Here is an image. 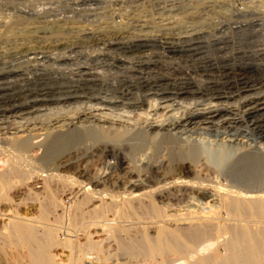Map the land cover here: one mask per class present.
<instances>
[{"label":"rangeland","instance_id":"1","mask_svg":"<svg viewBox=\"0 0 264 264\" xmlns=\"http://www.w3.org/2000/svg\"><path fill=\"white\" fill-rule=\"evenodd\" d=\"M48 1L35 0L33 7L20 1L18 4L21 7L18 5L15 10L7 7L12 11V13L6 11L8 16L0 12V40L3 39L0 41V55L17 53L16 58L8 59L4 64H0V162L5 164H0V174L6 173L9 184L8 199L0 205V264H29L26 251L17 246L11 231L12 223L18 220H23L25 223L29 220L28 224L36 230L38 235H42L44 228H51L57 232L59 239L68 238V234L72 240L78 241L80 244L86 242L84 238L86 231L94 234L90 228L91 225H89L92 219H86L83 224L78 223L79 225L73 222L74 203L80 201L82 197L75 196L71 199L72 201L68 202L66 201L68 196L65 194L70 189V181L76 182L78 179V181L86 183V180L92 179L105 158L102 154L96 153L95 139L91 134H81L69 143H53L52 140L56 135L49 134L52 131L56 133L57 130L67 131L74 128L84 132L95 129L97 123L91 118V115H94L91 108L96 104L95 99L98 95L105 97L107 94L111 97L112 89L118 88L117 91H121L131 86V84H122L121 81H134L136 87L147 86L145 90L151 91L149 94L159 92V96L154 98L156 100L164 98L161 96L162 93L168 94L165 97H171L183 89L201 92L187 97V103H195V105L208 104L211 100L216 104L218 102L215 101V98L218 96L228 97L225 94L230 95V93L236 97L234 101L230 102L235 104L228 106L233 110V113L228 114L230 116L224 117L223 120L233 119L235 116L244 117L245 124L240 128L242 131L239 129L238 132L243 137L234 141L235 139L224 135L227 131L222 128H212L209 132L196 129L191 133H185L182 136L184 142L189 144L193 142L199 155L193 160L194 162L183 161L174 158L175 155H171V158H174L170 171L172 179H181L196 185L203 182L202 186L206 187L207 185V187L216 189L227 185L235 190L238 185L235 181L238 177L226 175L224 171H221L220 166L233 161L241 150H248L250 145H254L253 129L259 127L264 130V105L258 107L260 111L252 116H246L248 108H245L246 96H252L250 97L252 99L254 97L257 105L264 102V24L260 17V20L258 17H255L257 20L234 17L235 20L229 24L223 22L225 25L223 29L215 30L213 28L217 25L215 23L222 15L223 18L225 17L222 14L221 1L218 0L219 2L216 3L213 0H198L195 4L200 6L197 13L193 15V23L197 26L199 23L198 29L201 30L199 33L197 32L199 37L190 38L188 36H192V33L171 32L164 34L162 31H155L153 28H155L158 19L151 13H142L143 2L141 0H80L77 7L63 6L66 11L62 10V7V9H56V7L47 5ZM143 1L146 7L152 2L151 0ZM246 2L248 15L251 12L264 13V0L252 2L248 0ZM212 3L216 7L209 9L207 5ZM2 4L0 1L2 6L0 10L5 7ZM32 9L35 10L34 15ZM48 9H54L55 12L48 15L45 11ZM259 10L260 12H258ZM228 11V14L235 15L230 8ZM219 21L221 22V19ZM210 22L214 23L207 26V24H211ZM233 23L237 26L234 27ZM20 28L29 29L28 31L31 32L29 39L32 35L34 36L30 40L22 38L20 34L14 37L15 32H18ZM56 28L62 32L61 38L51 36V30ZM125 35L130 37L131 42L118 41L121 36ZM143 35L147 37L161 36L162 38L165 35L174 36L187 42L183 41L184 44L180 42L173 49L169 45L152 42L148 43L147 47L137 46L134 39ZM102 44L103 46H101ZM63 46L66 52L61 49ZM188 84L193 85L189 87ZM250 86L253 91L247 95L242 94ZM139 97L147 100L153 98L154 95L148 97V93H141ZM60 126L62 127L58 129ZM257 131L254 130V133ZM234 133L235 131L228 135H234ZM217 134L218 136H216ZM12 140L19 141V143L30 142L27 144L28 149L20 148L17 142H12ZM239 144L242 146L240 147ZM168 147L170 148L172 145L168 144ZM258 147L264 150V140ZM177 152L179 153L178 150H174V153ZM160 155L163 156L162 153ZM261 158L263 161H260V165L250 167L248 174L243 171L245 172L243 176L246 175L245 179L251 181L256 179L258 183L264 184V151ZM184 163H187V166ZM9 169L11 172L8 171ZM78 172L85 173L86 177L79 179ZM54 175L55 177H50ZM259 187H264V185ZM54 199L57 202L64 199L66 210L60 206L55 211L52 205ZM191 203L193 202L187 198L176 202L171 214L181 216L196 210L195 207L190 208ZM184 223L185 221H179L172 228L186 230L189 225ZM255 223L248 221L241 224H249L251 227L260 225ZM131 228L127 233H122L123 237L121 234V236L118 235L117 238L120 239L105 241L103 253L107 258L106 264H181L185 262L190 264L198 257H207L214 251H218L221 256L227 254L225 245L229 239L228 234V236L226 234L208 236L191 253L185 251L179 254L165 253L153 258L139 252L122 253L120 250L118 251L119 241L140 240L142 231ZM152 234L149 232V235ZM59 253L56 257L58 262H56L58 264L61 261L66 263L69 253ZM87 257L93 258V260H85L84 264H91L90 261H93L92 264H101V261L94 259L95 255Z\"/></svg>","mask_w":264,"mask_h":264},{"label":"bare ground","instance_id":"2","mask_svg":"<svg viewBox=\"0 0 264 264\" xmlns=\"http://www.w3.org/2000/svg\"><path fill=\"white\" fill-rule=\"evenodd\" d=\"M0 1L3 3V6L9 7L11 9H16L20 1L25 2L27 6L30 7H33L35 2V0ZM141 1L143 2L141 9L142 13H151L152 15H154V17L156 16V19H158L159 21L162 20V18H160L162 17V14L170 20L172 17L178 18V28L176 27L173 30H167L165 33H192L193 35L188 37L195 38L196 36L197 38L198 33L201 29H198V27L200 26L199 23L198 26L193 23V15L194 13L196 14L199 10L198 7L200 5L197 6L198 4H195V2L198 0H193L190 4L181 3L178 5H174V3H171L170 5L172 6L167 5L168 7L166 6L164 8L156 5L155 0H151L152 2L149 3L148 7L145 6L143 0ZM213 1H216L217 3L218 0ZM79 2L80 0H49L47 5L56 7V9H60L61 7L63 8V6L67 7L69 5L73 6L74 8L79 6ZM226 2H220L223 11H225V9L232 4L236 3V5L243 7V10L245 11L244 14L248 15V8L246 6L247 2L245 0H237L236 2L231 4L229 1ZM250 2L252 1L250 0ZM207 7H209V9H213L214 7H216V5L212 3L210 5H207ZM145 9L146 11H144ZM62 10L66 11L65 8H63ZM260 10L258 12H260ZM31 11L34 15L35 10L32 9ZM45 11L48 15H52V13L55 12L54 9H48ZM217 16L218 15H216V17ZM224 16L226 15L224 14ZM249 16L258 17V19L260 17V19L264 21V13L258 14L251 12ZM157 26H155V28L153 29L159 32L160 27ZM207 26H211V24H207ZM210 28L213 29L212 27ZM58 29L56 28L51 30L52 37L61 38L62 32H60ZM20 30L18 32H15L16 34L14 35V37H17L20 34L22 38L24 37L29 39V36L31 35V32L28 31L29 29L20 28ZM40 32H42V30H40ZM163 40L169 41L168 44H165L171 46L172 49L174 47L176 48L180 42L184 41V39H182L181 41L180 38H175L174 36L168 37L166 35L163 38L161 36L147 37L143 35L134 39L135 43H137L136 45L142 47H147V44L151 42L163 44ZM118 41L131 42L130 37L128 38L126 37V35L121 36ZM64 46L61 47V49L64 50ZM101 46H103V44ZM12 52L14 53V51ZM16 57L17 53H14L12 55L1 54L0 64H4L6 60ZM121 82L122 84H131V86H126L127 88H125L124 90L120 89L121 91H117L118 88H115L116 90L112 89L110 91L112 92L111 97H109L107 94L105 95V97H101L100 95H98L97 98L95 97L96 104L91 108L93 110L92 112H94V115L92 114L91 118H93L97 123L95 129H92V131L90 132H84L83 130H78L76 128L71 130L68 129L67 131H63L61 129L62 131L57 130L56 133L55 131H52L50 134L48 133L49 135H56L52 140L53 143H69L75 137L81 136V134H91V136H93V138L95 139L94 141L96 143V153H98V155L102 154L105 158L104 162L100 165V168L96 170L94 177L90 180H86V183L80 182L78 181V179V182H71L69 180V184H71V186L68 192L65 194V196H68V199L66 200L68 202H70L72 198H75V196L80 195L82 197L80 201L74 203L73 222L76 224H83L86 219H92L91 224L89 225H91L90 228H92L94 234L92 235L90 232L86 231L84 237L86 242L84 244H80L78 241L72 240L68 234V238H64L63 240L59 239V237L57 236V232H55L51 228H44L42 235H38L36 230L32 226H30V224H28L29 220L26 223L23 220L15 221L14 223H12L11 227L12 235L14 236V240L17 246L26 251V257L29 264H58V260H56V257L58 256L59 252L69 253L67 262L64 263L61 261L59 264H84L85 260L88 261L90 259L87 257L88 255H95V260L101 261V264H106L107 258H105L106 255H104L103 253V244L105 243V241L110 239L111 241L120 239L117 238V236L120 234L122 235V233H127L131 227L136 228V230L139 229L142 231L140 240H136L133 242H122V240L119 241V249L117 247L116 248L122 253L139 252L144 253L152 258L161 256L165 253L179 254L183 251L191 253L193 250H195V247L208 236L212 234H215V236L228 234L229 239L227 240L225 245L227 253L226 256H221L218 251H214L207 257H198L190 264H264V187H259L260 185L264 184L261 182L258 183L256 179L253 181L247 180L245 179L246 175L243 176V173L250 172V167L260 165V161H263L261 157L264 150L258 147V145L264 140V130L260 129L259 127L253 129V135L255 137L253 142L254 145L251 146L249 144L250 148L248 150H241L240 152L238 150L239 153L238 155H236L237 157H235L233 161L226 162L223 166H220L222 169L220 170L224 171L226 175L229 174V176H234V178L238 177V179L236 178L237 180L235 181V183L238 184L237 186L235 184V190H232V187L227 185L220 186L219 188L217 187L216 189L207 187V185L206 187L202 186L201 184L203 182L200 184V186L194 183L191 184L190 182H185L181 179H172L170 177V171L172 169V162L174 158L183 161H193L199 155V151L197 150V147L193 145V142L192 144L184 142L185 140H183L182 136L185 133H191L196 129H202L209 132L212 128H222L227 131V133H225L224 135L226 137L235 139L234 141H237L242 136V134L238 132L241 130L240 128L245 124V122L243 121L245 119L244 117L239 118L235 116V118L233 117V119L223 120L224 117L230 116V113H233V110L229 109L228 106H233L235 104L234 102H230L234 101L236 97L233 94L231 95L230 93V95L225 94L228 95V97L218 96L217 98H215V101L218 102L216 104H214L212 102L213 100H211L208 104L201 103L195 105V103H187V97L189 95H194L201 92H193V90L189 91L183 89L172 95L171 97H165L168 94L162 93L161 96H164V98L156 100L154 98L159 96V92H153L154 94H149L151 91L145 90L147 86L140 87L139 85V87H136L133 83L134 81ZM191 85L193 84H188L189 87ZM252 89V86H250L248 89H245L242 94L247 95L248 93L253 91ZM141 93H148V97L149 95H154V97L150 99L146 98L147 100H143L142 97H139V94ZM117 95L120 96L117 97ZM250 97L252 96H246L247 102L245 103L247 104H245V108H248L246 110V116L254 115L257 111H260L258 110V107L264 105V102L257 105V101L254 99V97L253 99ZM70 98L72 99V97ZM253 105L255 106L253 107ZM61 127L62 126L58 127V129H60ZM254 130L258 131L254 133ZM234 131V135H228V133ZM216 136H218V134ZM15 141L12 140V142ZM28 143L30 142H17L18 146L22 149H28ZM168 144L172 145V147L169 148ZM241 146L242 145H240V147ZM174 150H178L179 153H174ZM161 153L163 154V156L160 155ZM156 155H158V157H156ZM171 155H175V157L173 156L174 158H171ZM0 164L3 165L4 163L0 162ZM184 164L186 165L187 163ZM8 171L11 172L10 169ZM5 174H0V205L6 202L8 199L7 190L9 184L6 178L7 176ZM78 175L79 179H84L86 177V174L83 172H78ZM50 177H55V175ZM185 197L193 202L190 204V208L195 207L196 210L189 211L188 214L181 216L171 214V212L174 211V204L176 202H181L183 199H186ZM66 201L62 199L57 202L54 199L52 203L54 210L56 208H59L60 206L65 209ZM179 221H185L184 224L189 225V228L186 230H179L176 228L173 229V225H175ZM248 221H254L260 225H253V227H251L249 226V224H241L242 222L245 223ZM127 223L130 224L128 225ZM149 232L153 234L149 235ZM133 237L132 239H134ZM128 238L130 239V237ZM106 250L108 252L107 248ZM120 254L121 253H119V255ZM90 260H93V258ZM92 262L93 261H90L91 264ZM181 264H189V262Z\"/></svg>","mask_w":264,"mask_h":264},{"label":"built area","instance_id":"3","mask_svg":"<svg viewBox=\"0 0 264 264\" xmlns=\"http://www.w3.org/2000/svg\"><path fill=\"white\" fill-rule=\"evenodd\" d=\"M192 1L193 0H155L156 5H159L162 8L166 7L167 5L169 6L171 3H174V5H178V4H181V3H189L190 4V3H192ZM220 1H221V3H222V1H224V2L229 1L230 4H231V3L236 2L237 0H220ZM246 1H248V0H246ZM252 1H255V0H252ZM170 6H172V5H170ZM0 7H2V6L0 5ZM229 8L234 11L235 15L233 13L232 14H228ZM13 9H15V8H13ZM6 11L11 12V10H9L6 6L4 8H2V10H0L1 13H5L4 15L8 16V14H6L7 13ZM144 11H146V9ZM244 12L245 11L243 10V7H240L239 5H236V3L232 4L231 6L226 8L225 11H223V13L226 15L225 16L226 18L221 17V18H223V19L220 18L221 22L217 19L218 21L215 23L217 25L213 26V28L215 30H221V29H223L225 27V25H223L224 23L229 24L233 20H235V18H237V19L252 18L254 20H257V18H255V17L249 16V15H245ZM160 18H162V20L161 21L158 20V22L156 23V26L158 25L157 27H160L159 30L162 31L164 34H165V32L167 30H173L176 27L178 28V18L172 17L171 20H170L169 18H166V16H164L163 14H162V17H160ZM262 23L264 24V21ZM212 24L213 23H211V25ZM233 25H234V27L237 26V24H234V23H233ZM164 41L165 40H163V44L164 45H167L169 43V41H165V42ZM165 43H167V44H165ZM160 44H162V43H160Z\"/></svg>","mask_w":264,"mask_h":264}]
</instances>
